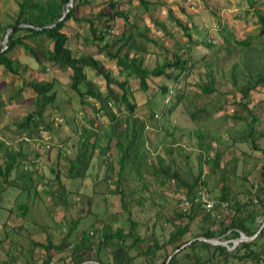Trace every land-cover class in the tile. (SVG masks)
<instances>
[{
  "label": "trees",
  "instance_id": "obj_1",
  "mask_svg": "<svg viewBox=\"0 0 264 264\" xmlns=\"http://www.w3.org/2000/svg\"><path fill=\"white\" fill-rule=\"evenodd\" d=\"M16 1L19 6L18 13L15 16L10 15L11 22L0 23V53L7 31L16 27L10 36L8 50L0 55V67H4L7 73L15 77H22L28 67L10 56L15 50L22 49L38 65L48 62L59 69L73 71L71 89L79 97L81 108L93 111L95 116L90 118L87 124H79L75 119V140L77 141L74 145L75 140L72 143L75 156L73 159H68L71 165L68 166L65 178L73 183H80L92 168L91 163L94 158H99V163L105 164L110 172L115 171L114 167H116L115 197L119 198L120 210H116L109 219L126 221L129 230L125 233L122 229H104L100 237L99 230L96 229L97 232L84 233L79 238V242H73L69 240L72 239L73 233L79 226V221L73 217L64 219L65 223L71 225L69 234L65 237L61 235L63 225L57 221L55 223L58 226L55 228L49 225L47 219L49 215L44 217L42 224L36 219L31 221L32 225L28 224L29 216L33 215L36 200L42 199L38 187L45 175L36 168V159H40L41 154L38 149L37 151L28 150L25 147L27 142L24 140L20 141L21 147L15 149L0 138V252L7 253L9 256L3 264H17L22 258L27 262L26 264H52L56 258L62 264H166L169 257L183 247L185 248L178 252L169 264H264V231L252 241L240 243L232 250L198 240L222 238L223 242L229 241V244L233 245L232 241L239 239L242 234L246 237L257 234L264 224V146L260 143V140L264 138V126L257 115L251 113L249 117H239L242 123L232 139L235 146H239L241 142H247L250 143L252 150L261 152L262 166L259 179L254 177L257 182L254 181L255 183L251 186L243 183L244 190L241 196L232 194L230 188L222 184L219 188L220 199H217L221 204L226 203L227 208L222 210L219 216L212 218L202 204L195 203L194 199L201 187L206 191L207 189L211 191L218 189L219 179H213L212 173L208 177L211 180L206 181L203 169L199 168V163L203 162L205 166L213 164L214 168H220V154L217 153L214 160L206 158L207 154L202 150L193 156L189 149L179 144L178 135L180 136L182 131L176 126L172 128L170 135L167 134L172 137L173 141L162 147L164 152L159 153L156 146L152 150L148 145L150 141L149 132H147L148 120L136 112L137 106L130 100L129 83L118 80L112 71L106 69L93 55L76 57L74 51L68 48L69 39L62 30L66 22L71 19L77 23L88 22L91 27V38L85 39L83 49L98 48L100 53L105 54L108 61L117 67L119 75L124 72L133 74L139 82L141 91L148 89L146 81L149 78H166L175 85L185 82L187 87V78L193 72L195 64L203 62L207 65L209 60L204 57L201 61H195L192 55L188 59L176 55L173 59L149 71L145 66L147 53L143 43L149 42L144 34L147 28L144 27L141 30L135 22H132L129 13L121 8L119 0H108L106 6L97 14L99 21H103L104 32L101 28L97 29L90 18L79 16L81 9L91 5L92 0H75L74 6L64 20L55 28L45 31L19 26L27 24L34 27H46L56 23L61 18L69 0ZM137 2L139 9L141 8L137 12L138 17L146 15L153 26L166 31L164 22L148 14L151 13L150 7L153 3L150 0H137ZM169 17L186 31L187 46L190 48L189 51L193 52L198 45L194 43L191 28L185 26L173 14L171 8ZM258 17L261 26L258 35H249L243 41H236L228 27L220 20L218 27H222L221 45H215L212 41H205L203 44V47L212 54L211 58L216 66L220 62L221 51L229 56L236 55L230 73L235 90L242 95V99H247L250 93L258 87L264 89V41H262L264 39V15L259 12ZM116 19L123 20L124 29L117 38L110 42L107 38L110 36ZM254 38H259V40L254 42ZM98 42L104 43V46L99 47ZM88 71L103 78L105 92L101 91L96 82L88 77ZM238 73L241 77H237ZM238 80H242L243 83L239 84ZM24 84L34 91L35 96L29 103L31 112L16 125L19 127L20 134L25 133L27 137L42 139L40 128L53 131L54 127L53 119L46 120L47 112L51 109L55 112L59 111V107L53 105L57 99L55 84L58 85V83L55 80H38L37 71H34L30 80L24 81ZM83 86L85 91L82 89ZM22 91V88L19 89L18 96L22 95ZM161 91L162 94H169V89L166 87ZM202 91L205 95L216 92L212 86H203ZM85 99L89 101L86 102ZM0 104H2L1 100ZM243 107H245L244 104ZM201 110L208 112L211 109L208 106L195 109L196 112ZM171 112L172 107L160 111L161 115ZM104 117L110 121L109 131L103 127ZM193 118L195 120L196 115H193ZM151 119L158 121L153 114ZM257 128H260L259 132ZM194 132L202 142L206 141L207 134H203L201 129L200 131L196 129ZM212 147L210 143L208 148L211 150ZM112 148L117 152L116 165L109 158ZM65 149L64 144H61L58 149L59 157H67ZM178 155L185 158L184 165L177 161ZM191 158L196 161L193 165L190 164ZM33 160L35 161L31 167L26 168L25 163ZM58 161L52 168L58 189L52 192L49 188L44 193L57 197L61 202H67L69 193L66 192L65 184L61 181L62 171ZM143 168L147 176L165 193L168 190L174 192L177 189H186L184 198L190 201V206L186 209L183 205L181 208H175L172 212L175 214L171 218L169 216L157 218L155 214L154 218H149L147 224H140L133 220L129 197L133 196L135 191L126 189L128 185L123 176L130 175L132 181H142L141 186L136 189V193L140 195L136 204L144 206L147 203L150 207L155 206L154 192L150 189L151 184L148 180H142ZM105 179L106 182L111 180L108 176ZM212 181L214 184L210 187ZM181 201L183 204V200ZM165 205L159 203V207ZM197 217H200L201 221L197 228L198 233L191 235V239L187 240L186 236L191 233L190 225ZM32 226L38 230V234L48 235L46 242H36L23 235V229ZM167 226L170 229L166 237ZM142 228H145L143 233L140 230ZM55 230H58L56 234L59 238L52 233ZM161 237L164 240H160ZM21 239L28 242L30 248H25L17 241ZM139 245L145 247L138 249ZM88 255H90L89 259L86 258Z\"/></svg>",
  "mask_w": 264,
  "mask_h": 264
},
{
  "label": "rangeland",
  "instance_id": "obj_2",
  "mask_svg": "<svg viewBox=\"0 0 264 264\" xmlns=\"http://www.w3.org/2000/svg\"><path fill=\"white\" fill-rule=\"evenodd\" d=\"M107 1L92 0L91 5H87L81 9L79 16L90 18L94 22L95 27L97 29L101 28V31L104 32L103 21H99L97 14L106 6ZM150 1L153 3V6L150 7L151 13L149 12L148 14L156 18V20L164 22L166 31L153 26V23H150L146 15H143L141 18L138 17L137 12L141 8L139 9L137 0H119L121 8L129 13L130 20L135 22L141 30L144 27L147 28L144 34H146L149 42L143 43L147 53L145 66L149 71L161 66L167 60L173 59L176 55L183 59H188L192 55L195 61H201L204 57L209 60V64L207 65L203 62L195 64L193 72L187 78V87L185 82L184 84L175 85L174 82H169L166 78H149L146 81L148 89L139 90V82L135 79V76L129 72L119 75L117 67L109 62L106 55L101 54L98 48L90 47L83 49L85 39L91 38V27L88 22L77 23L72 19L66 22V26L62 32L68 36V48L72 49L78 58L93 55L106 69L112 71L118 80L129 83L130 100L136 104V112L139 116L145 117L148 120L147 132H149L148 136H150L148 145H150L152 150L156 146L159 153L162 154L164 152L162 147L173 141L172 137L169 136L172 133V128L175 126L181 128V135H178L179 144L181 146L184 145L185 149H189L193 153V156L200 153L199 150L204 151L207 154L206 158L212 160L216 158L217 153L221 156L220 168H214L213 164L205 166L203 162L199 163V168L203 169L206 181L211 180L208 177L212 173L213 179H219L220 181L218 189L214 191L207 189V195L211 199L220 202L218 200L220 199L219 188L223 184L230 188L229 190L232 194L241 196L244 184L251 186L259 179L262 158L261 152L252 150L250 143L241 142L239 146H235L232 138L234 134L236 135V131L242 123V119L239 117H249L251 113H254L264 126V89L258 87L250 93L247 99H242V95L235 90L230 73L231 67L236 60V55L229 56L224 51H221L220 62L216 66L211 58L212 54L203 47V44L205 41H212L215 45H221L220 32L222 27H218L220 20L223 25L225 24L228 27L236 41H243L249 35H258L261 28L258 16L259 12L264 15V0ZM170 8L173 10V14L185 26L191 28L194 43L198 45L193 52L189 51L190 48L187 46L186 31L169 17ZM18 11L19 6L16 0H0V23L11 22L9 19L10 15L15 16ZM123 29V20L116 19L107 41L111 42L117 38ZM258 40L259 38H254V42ZM98 44L100 45L99 47L104 46V43L98 42ZM10 56L24 66H27L28 69L22 74V77H15L7 73L4 67H0V100L2 102L0 104V138L15 149L21 147L20 141H25L24 138L29 139L27 146H25L28 150L37 151L41 147L39 151L42 161L36 165V168L45 175L38 187L42 199L36 200L35 209L32 211L33 215L29 216L28 224L32 225L31 221H34V219L42 224L44 217L49 215L47 216L49 225L55 228L58 226L55 221L63 225L61 235L65 237L69 234V226L71 225L65 223L64 219H71L73 217L79 221L78 229L75 230L72 239L69 240L73 242H79V238L84 233L92 234L97 232L96 229L99 230L98 234L100 237L102 235L101 231L109 228L111 230L122 229L125 233L128 232L129 229L126 221L122 219L117 221L109 219L116 210H120L119 198L115 197V186L117 183L116 167H114L115 171L110 172L105 164L99 163V158H94V161L91 163L92 168L89 169L85 179L80 183H73L65 178L68 166L71 165L68 163V159H73L75 156L73 147L77 141L75 140V119L79 124H87L89 119L95 116L93 111L81 108L79 97L71 89L72 70L59 69L48 62L38 65L22 49L15 50ZM34 71H37L38 80H56L59 82L58 85L55 84L57 99L53 103L54 106L59 107V111L55 112L51 109L47 112L46 120L53 119L54 127L53 131H48V129L41 127L42 139L30 136L29 138L25 133L20 134L19 127L16 125L21 123L31 112V105L29 103H31L30 99L35 93L31 88L25 86L24 81H29ZM87 75L96 82L101 91L105 92V82L102 77H97L89 71ZM237 77H241L240 73H238ZM212 83L214 85H211ZM238 83L242 84L243 81L238 80ZM203 86H212L216 92L211 95H205L202 91ZM164 87L169 89V91L171 89L175 91L170 102L167 104L164 101L166 95L162 94L161 91ZM21 88L23 89L22 95L18 96V91ZM114 88L116 87L114 86ZM82 89L86 90L84 86ZM85 101L88 102L89 99L88 101L85 99ZM243 104L245 107H243ZM205 106H208L211 110L208 112L203 110L200 112L195 111V109L199 107L203 109ZM170 107H172L170 114L164 113L161 115V109ZM152 114L158 121L151 119ZM155 114L158 116L156 117ZM193 115H196L195 120ZM109 124L110 121L104 117L103 127L108 129V131L110 128ZM196 129H199V131L201 129L203 134H207L205 142H202L197 133L194 132ZM210 143L213 146L211 150L208 148ZM260 143L264 146V138L260 140ZM43 144L51 145V148L42 152ZM61 144H64L66 148L67 157L58 156V149L61 147ZM111 150L109 158L116 165L117 152L113 148ZM30 156L32 157L33 155ZM151 158L152 155L150 160ZM176 158L179 163L185 164L183 156L178 155ZM56 161L59 162L62 171V175H60L61 181L65 184L64 188L66 192L69 193L67 202H61L57 197L44 193L49 188L52 192L58 189L55 176L52 173V168ZM194 163L196 161L194 158H191L190 164L193 165ZM144 170L143 168L142 180H148L151 184L150 189L154 192L155 206L150 207L147 203L144 206L136 204L135 202L140 197L136 193V189L141 186L142 181H132L130 175L123 176V179L126 180L125 183L128 185L126 189L135 191V194L129 197L131 200V218L140 224H147L149 218H154L155 214H157V218L167 216L171 218L175 214L172 213L173 210L177 207L181 208L183 205L181 200L186 195V189H177L174 192L168 190L165 193L157 187ZM106 176L111 179L109 182H106ZM189 181H191V178H189ZM213 184L214 181L210 183V187H213ZM159 203L166 205L159 207ZM200 223V217H197L194 223L190 225L191 233L186 236L187 240L191 239V235L198 233L197 228L200 226ZM27 228L23 229L24 236L36 242L44 243L47 241V234H38V230L33 226ZM169 229L170 227L167 226L165 230L166 237L169 234ZM140 230L143 233L145 228ZM52 233L56 234L58 230ZM56 238H59L58 234H56ZM160 240L164 239L161 237ZM17 241L25 248H30L29 243L24 241V239ZM144 247V245H139L137 248L143 249ZM94 255L96 257L95 253ZM89 257L90 255L86 258L89 259ZM7 259H9L8 254L0 252V264L6 262ZM57 259H54L52 264H62ZM26 263L23 258L17 262V264Z\"/></svg>",
  "mask_w": 264,
  "mask_h": 264
},
{
  "label": "water",
  "instance_id": "obj_3",
  "mask_svg": "<svg viewBox=\"0 0 264 264\" xmlns=\"http://www.w3.org/2000/svg\"><path fill=\"white\" fill-rule=\"evenodd\" d=\"M74 3H75V0H69V2L65 5V9L63 10L62 12V15H61V18L54 24L50 25V26H46V27H34L32 25H27V24H22L21 26L19 27H24V28H33L34 30H37V31H45V30H50V29H53L55 28L61 21L64 20V18L66 17L67 13L69 11H71L72 7L74 6ZM16 27H12L10 28L6 35H5V38H4V41H3V49L0 53L3 54L5 53L7 50H8V45H9V41H10V36L11 34L15 31ZM264 231V224L262 225V227L259 229L258 233L255 234L254 236H251V237H246L245 235H241V237L239 239H236L232 242L233 245H230L229 241L227 242H222L221 239H215V240H206V239H198L200 242H203V243H206V244H209V245H221V246H224V247H227L229 250H232L234 248H236L240 243H243V242H250L252 241L253 239L257 238L262 232ZM185 248V247H183ZM183 248L181 250H183ZM180 250V251H181ZM180 251H177L175 253H173L168 261L166 262V264H169L171 259ZM86 264H93V263H86Z\"/></svg>",
  "mask_w": 264,
  "mask_h": 264
},
{
  "label": "built area",
  "instance_id": "obj_4",
  "mask_svg": "<svg viewBox=\"0 0 264 264\" xmlns=\"http://www.w3.org/2000/svg\"><path fill=\"white\" fill-rule=\"evenodd\" d=\"M175 91L173 89H171L169 91V94H166V97H165V102L166 104L170 102V99L171 97L174 95ZM157 117V115H155ZM25 141H29L28 138H24ZM41 148V147H40ZM40 148H38V150H40ZM51 148V145H46V144H43L42 146V149L44 151H47ZM35 160L33 161H28L25 163L26 167H31V165L33 164ZM42 161V159H36V164H40ZM194 202L195 203H201L202 204V207L205 209V211L211 215L212 218H214L216 215H220L221 211L222 210H226L227 208V204L226 203H219L217 200L215 199H211L207 193H206V190L204 188H200L198 190V192L196 193V196H195V199H194ZM183 206L186 208H188L190 206V201L187 200L186 198L183 199ZM218 206H220L218 208Z\"/></svg>",
  "mask_w": 264,
  "mask_h": 264
},
{
  "label": "crops",
  "instance_id": "obj_5",
  "mask_svg": "<svg viewBox=\"0 0 264 264\" xmlns=\"http://www.w3.org/2000/svg\"><path fill=\"white\" fill-rule=\"evenodd\" d=\"M36 69V68H35ZM71 75H73V71H72V74ZM72 77V76H71ZM56 81V80H55ZM58 84H59V82L58 81H56ZM35 96V95H34ZM33 96V97H34ZM33 97L30 99V101L33 99ZM17 106V105H16Z\"/></svg>",
  "mask_w": 264,
  "mask_h": 264
}]
</instances>
